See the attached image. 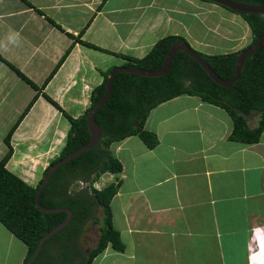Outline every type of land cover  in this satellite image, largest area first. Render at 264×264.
I'll return each instance as SVG.
<instances>
[{
  "label": "crops",
  "instance_id": "0c3cea01",
  "mask_svg": "<svg viewBox=\"0 0 264 264\" xmlns=\"http://www.w3.org/2000/svg\"><path fill=\"white\" fill-rule=\"evenodd\" d=\"M222 7L202 0H0V161L8 133L38 97L12 136L7 164L36 188L71 128L46 96L72 118L83 116L105 74L128 62L117 54L144 58L167 36L203 52L216 47L214 39L230 44L206 55L247 48L249 24L237 13L226 17ZM257 124L251 116L250 127ZM145 128L157 136L156 148L138 136L110 147L123 165L111 206L125 251L109 246L94 264H251L264 245V132L255 144L231 140L229 113L189 95L153 109ZM25 249L16 264H24Z\"/></svg>",
  "mask_w": 264,
  "mask_h": 264
},
{
  "label": "trees",
  "instance_id": "16d2710c",
  "mask_svg": "<svg viewBox=\"0 0 264 264\" xmlns=\"http://www.w3.org/2000/svg\"><path fill=\"white\" fill-rule=\"evenodd\" d=\"M202 1L212 3L209 0ZM231 1L264 6V0ZM233 12L242 16L249 24L253 34L252 43L239 52L228 54L206 55L195 50L214 72L226 81L231 80L235 74L239 53L256 44L264 34L263 14ZM178 42L190 45L181 36H167L159 40L144 58L136 59L121 54L117 56L128 60L124 68L158 71L163 67L171 48ZM112 70L105 74L103 83L94 89L91 107L77 119L69 116L58 103L46 96L48 101L65 114L71 123V128L65 147L59 156L51 161L36 188L10 172L7 164L14 154L11 146L12 136L38 97L33 99L6 137L5 141L9 149L0 161V223L27 246L28 252L24 264L35 253L39 241L68 217L66 212H42L36 205V195L48 171L91 140L87 117L104 96ZM184 95L198 96L204 102L225 109L233 120L231 140L244 144L258 143L264 132V45L246 60L240 77L229 88L215 83L203 67L183 51L175 54L168 72L159 77H144L132 73L117 74L108 101L95 115V120L102 129L101 140L92 149L60 167L40 195L39 202L43 207L69 209L73 218L66 228L45 242L40 255L32 264H55L49 260L50 258L47 259V247L58 241L64 250L62 264H75L76 261L77 264H94L95 259L109 246L116 252L125 251L120 233L113 224L111 206L120 183H112L101 190L96 189L94 184L105 174L116 175L123 171L122 163L110 150L113 143L138 136L148 148H156L159 144L157 136L145 128L151 111L165 102ZM253 115L258 117L255 128L249 125V118ZM74 183L88 185L87 188L74 190L71 189ZM99 211L102 212V218L97 216ZM90 222L100 225L97 245L90 251H80L77 242Z\"/></svg>",
  "mask_w": 264,
  "mask_h": 264
},
{
  "label": "water",
  "instance_id": "95a60500",
  "mask_svg": "<svg viewBox=\"0 0 264 264\" xmlns=\"http://www.w3.org/2000/svg\"><path fill=\"white\" fill-rule=\"evenodd\" d=\"M209 1H211L212 3L218 4L220 6L227 7L228 9L235 11V12L263 14L264 15V6H252V5H248V4H244V3H240V2H235V1H231V0H209ZM263 45H264V34L262 35V37L260 38V40L256 44H254L252 47H250V48L239 53L235 74H234L233 78L229 81L221 79L214 72V70L209 66L207 61L202 56L197 54L196 51L190 45H188L184 42H178L171 48L170 52L168 53V55L165 59L163 67L158 71H148V70H143V69H139V68H132V67H130V68L117 67V68L113 69L112 72L110 73L109 77H108L107 84H106V92H105L104 96L99 101V103L91 110V112L88 114V117H87V126H88L89 132L91 134V140L84 147L78 149L77 151H75L74 153L69 155L68 157H66L63 160L56 163L48 171L47 175L44 177V179L40 185L39 191L36 195V205L42 212H44V213L66 212V213H68V217L63 223H61L60 225L55 227L52 231L47 233L39 241L35 253L32 255L30 260L27 261L25 264H32L40 255L45 242L48 241L50 238L54 237L61 230L66 228L73 218L71 210L66 209V208H57V209L45 208L40 204L39 198H40L42 191L46 187V185L49 183V181L51 180V178L53 177L55 172L60 167L66 165L67 163H69L71 160L78 157L82 153L92 149L101 140L102 129L99 126V124L96 122L95 115L108 101V99L111 95L113 83H114V80H115V77L117 74H119V73H132V74H137V75L144 76V77H151V78L159 77V76L168 72L175 54L179 51H183L187 55H189L192 59H194L196 62H198L203 67V69L206 71V73L209 75V77L215 83H217L220 86L229 88L240 77V74L242 72V69L244 67L246 60L250 56L254 55L256 52H258L263 47Z\"/></svg>",
  "mask_w": 264,
  "mask_h": 264
},
{
  "label": "rangeland",
  "instance_id": "374dc122",
  "mask_svg": "<svg viewBox=\"0 0 264 264\" xmlns=\"http://www.w3.org/2000/svg\"><path fill=\"white\" fill-rule=\"evenodd\" d=\"M207 3H210V2H207ZM222 9H223V12L222 11H220V12L224 13V15L226 17H229V16L231 17V15L234 14L233 11L228 10V9H226L224 7H222ZM211 19L213 20V18H211ZM212 20H210V23L212 22L214 24L215 22L216 23L219 22L217 20H213V21ZM188 23H190V22H188ZM194 23L195 22H194V19H193V24ZM196 23L195 24L199 28H201L199 30V32L204 34V31L202 30V26H201L200 22L197 20ZM226 26H227L226 24H225V26L223 25L222 29H226ZM210 37H211L210 35H207L206 39L207 40H209V39L211 40ZM213 44H215L216 47L214 45H212L211 49L210 48H205L204 49L205 52L200 51V49H196V50L199 51V52H203V53H206V52H215V53H217V52L224 51V47L230 45V44H226L224 42H220L218 39H214ZM193 48H195V47H193ZM220 48H222L221 51H220ZM114 182H115V175L111 176V175L106 174V175H103L97 182H95L94 187L96 189H98V190H101V189H104L105 187H107L108 185H110V184H112ZM87 185L88 184H85V183L84 184L83 183H74L72 185L71 189L80 190V189H83V188H87ZM97 216L99 218H102L103 217L102 212L99 211L97 213ZM6 230H4V236L2 234H0V240H1L2 248H4V251H2L0 253V257H4V256L7 257V256H9V253H11L12 254V258H11V261L9 263L10 264H16V258H21L22 254L26 251V249H25L26 245L23 242H21L20 240H18L8 230H7L8 232ZM99 236H100V225L93 224L92 222H90L89 225L86 227L84 234L79 238V240L77 242L78 250H80V251H82V250L83 251H90V250L94 249L96 247V245H97ZM10 244L12 245V248L9 247ZM62 248L63 247L61 246L60 241L54 242L51 245H48V247H47V259L50 258L49 260L52 261V263L62 264L61 259H62V256L64 254L63 253L64 250ZM6 251H8L9 253H6ZM57 257H58V259H56ZM75 264H77V261H76Z\"/></svg>",
  "mask_w": 264,
  "mask_h": 264
},
{
  "label": "clouds",
  "instance_id": "9594fccd",
  "mask_svg": "<svg viewBox=\"0 0 264 264\" xmlns=\"http://www.w3.org/2000/svg\"><path fill=\"white\" fill-rule=\"evenodd\" d=\"M251 264H264V245H261L260 252L251 259Z\"/></svg>",
  "mask_w": 264,
  "mask_h": 264
},
{
  "label": "flooded vegetation",
  "instance_id": "af4514ba",
  "mask_svg": "<svg viewBox=\"0 0 264 264\" xmlns=\"http://www.w3.org/2000/svg\"><path fill=\"white\" fill-rule=\"evenodd\" d=\"M84 184V183H83Z\"/></svg>",
  "mask_w": 264,
  "mask_h": 264
}]
</instances>
